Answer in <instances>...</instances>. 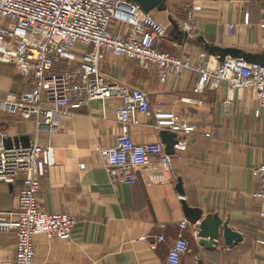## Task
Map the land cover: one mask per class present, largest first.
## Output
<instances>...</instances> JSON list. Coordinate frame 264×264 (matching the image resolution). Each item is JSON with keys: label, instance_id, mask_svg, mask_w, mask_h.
<instances>
[{"label": "crops", "instance_id": "crops-1", "mask_svg": "<svg viewBox=\"0 0 264 264\" xmlns=\"http://www.w3.org/2000/svg\"><path fill=\"white\" fill-rule=\"evenodd\" d=\"M169 1L151 14L171 28L159 47L174 56L195 61L201 53L210 55L198 40H186L175 24L189 16L209 48L264 54L263 5L244 12L239 4L247 0H194L185 17L177 20L168 11ZM194 6L201 10L193 11ZM230 24L234 26L232 35L227 30ZM137 70L141 74L127 85L147 93L153 111L172 112L179 121L195 126L187 138V150L171 155L172 180L164 175L156 157L148 167L136 171L135 185H121L106 174L96 149L116 144L120 132L115 120L117 100L107 101L104 107L90 102L67 109L69 117L60 120L56 133L37 132L29 122L9 116L0 107V137L13 145L36 142L54 150L55 166L41 182L40 209L76 219L68 241L34 239L33 264H164L179 233L178 225L187 222L183 203L200 210L202 217L194 225L187 222L182 232L192 252L180 264H264V220L259 218V203L253 197L258 185L251 175L253 168L264 164V110L255 115L254 95L248 90L237 92L221 84L195 96V76L190 72L160 83L154 71ZM27 88V80L17 76L13 67L0 64V103ZM135 122L130 126L134 142L161 141L154 120L137 116ZM18 178L14 185L0 183V215L16 207L23 175ZM207 215H216L222 227L239 237L228 245L220 235L211 245L210 238L199 232ZM157 236L164 240L151 249L148 242ZM143 237L148 242L141 241ZM15 247L14 235H0V264L14 259Z\"/></svg>", "mask_w": 264, "mask_h": 264}, {"label": "built area", "instance_id": "built-area-1", "mask_svg": "<svg viewBox=\"0 0 264 264\" xmlns=\"http://www.w3.org/2000/svg\"><path fill=\"white\" fill-rule=\"evenodd\" d=\"M192 10L200 11L201 7ZM0 20V64L13 67L15 74L28 83L26 91L10 94L0 107L9 116L29 122L37 132L56 133L60 120L69 117L67 109L90 102L104 107L107 101L117 100L115 120L120 132L116 144L96 152L106 174L121 185H135L136 171L148 167L153 157L169 180L175 175L172 156L165 153L162 141L140 144L132 140L130 126L137 116L154 120L153 127L159 133L174 134V153L187 150V138L195 132V126L179 121L172 112L153 111L144 91L110 81L100 70L106 56L152 70L160 83L190 72L195 76V96L221 84L237 92L248 90L254 95L255 115L264 110V66L240 58L220 62L207 53H201L195 61L167 53L159 45L171 29L130 0H0ZM178 26L188 41L201 36L191 16ZM227 30L232 35L234 26L228 25ZM54 166L52 147L36 142L13 145L0 137V183L14 185L23 175L15 211L0 215V235L12 234L16 239L14 259L7 264H33L36 237L71 239L76 219L66 214H46L38 203L41 182ZM251 175L258 185L253 197L259 203V218L264 220V164L253 168ZM187 226L185 221L178 225L179 233L164 264H180L192 252L182 235ZM140 240L148 242L145 237ZM163 240V236H157L148 244L156 249Z\"/></svg>", "mask_w": 264, "mask_h": 264}, {"label": "water", "instance_id": "water-1", "mask_svg": "<svg viewBox=\"0 0 264 264\" xmlns=\"http://www.w3.org/2000/svg\"><path fill=\"white\" fill-rule=\"evenodd\" d=\"M137 4L142 12L149 14L152 11L158 9L163 3L167 0H130ZM217 1V0H213ZM237 1V0H234ZM198 41L201 42L208 53L212 56L218 57L220 62L224 61L226 58H240L246 63L250 64H259L264 66V54L261 55H248L241 54L233 50H224L221 48H209L205 41L202 39V36L198 38ZM240 54V55H239ZM160 138L165 146V153L167 155H173L174 150L173 146L176 144L175 135L168 132H160ZM177 191L179 194H183L179 186H177ZM183 214L188 223L194 225L201 220L202 213L198 209H192L187 207L185 203L182 204ZM199 232L202 237L210 238V244H216L220 235L226 240V244L230 245L233 240H236L239 236L234 234L227 227H222V223L216 215H207L200 223ZM204 242V241H203ZM204 242L203 244H205Z\"/></svg>", "mask_w": 264, "mask_h": 264}, {"label": "rangeland", "instance_id": "rangeland-1", "mask_svg": "<svg viewBox=\"0 0 264 264\" xmlns=\"http://www.w3.org/2000/svg\"><path fill=\"white\" fill-rule=\"evenodd\" d=\"M193 1L194 0H170L169 2H167L168 3V6H167L168 11L174 17H176L177 20H180V18L182 19L183 17H185V12H186L187 8L190 7V5ZM239 5H241L244 12H250L252 9L257 8L260 5L264 6V0L241 1V3ZM180 22H182V21L176 22L175 24L180 23ZM160 24L164 25L167 29H171L169 27V25H167V24H163V23H160ZM160 49L173 55L172 51H169L166 48H163V46H161ZM138 68H139L138 65L133 61L125 60V59H113L110 56H106L100 65L101 72L110 81L118 82V83H122V84H126V85L128 84V82L137 78V76L139 74H141L140 71L137 70ZM157 80H158V78H157ZM15 209H16V207H15ZM15 209L12 212H14ZM12 212H10V213H12ZM10 213H8L7 215H9ZM7 215H2V216H7Z\"/></svg>", "mask_w": 264, "mask_h": 264}, {"label": "bare ground", "instance_id": "bare-ground-1", "mask_svg": "<svg viewBox=\"0 0 264 264\" xmlns=\"http://www.w3.org/2000/svg\"><path fill=\"white\" fill-rule=\"evenodd\" d=\"M40 237V236H39ZM42 237H44V236H42ZM59 241H61V240H59ZM35 250V249H34ZM36 255V254H35Z\"/></svg>", "mask_w": 264, "mask_h": 264}]
</instances>
